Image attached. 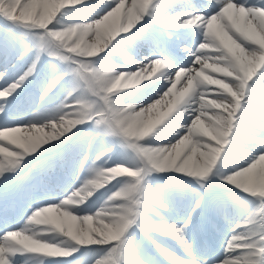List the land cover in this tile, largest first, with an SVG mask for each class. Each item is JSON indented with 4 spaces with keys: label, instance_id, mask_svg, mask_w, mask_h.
<instances>
[{
    "label": "snow or ice",
    "instance_id": "snow-or-ice-1",
    "mask_svg": "<svg viewBox=\"0 0 264 264\" xmlns=\"http://www.w3.org/2000/svg\"><path fill=\"white\" fill-rule=\"evenodd\" d=\"M69 7L80 15H87L96 7L102 11L89 22L62 24L63 10ZM44 8V0H0V28L3 29L0 41L4 44L5 54L10 55L13 43L22 37L28 43L17 59L32 55L26 69L14 78H10L8 67L0 70V119L4 121L0 125V142H7L0 143L3 157L0 159V179L7 181L8 174H19L14 192L4 193L5 214L14 209L18 201H28L38 191H46L50 183L58 179V172L68 175L86 172L87 177L59 202L35 205L22 228L5 229L0 235V259L4 264H20V256L25 257L23 264H73L69 258L84 246L104 249V255L94 264H154L151 257L137 252L133 244L136 235L133 228L145 235L155 232L175 238L189 259H180L157 241H152L171 264H201L197 255L203 258L208 252L202 250L193 254V245L201 215L197 209H202L204 197L201 195L195 201V206L182 222L153 223L145 213L154 211L156 205L164 209L166 204L149 190L145 176L149 170L152 173L172 170L197 178L203 187L214 169L226 184L242 190L245 197L258 200L259 205L243 223L232 227L224 244L223 258L202 259V264H264V188L259 184L264 175V87L259 86L260 77H264V63L257 62L251 75H245L230 51L239 45L253 60L264 56V45L259 43V39L264 38V0H203V3L181 0L175 6L166 0H105L100 6L88 4L87 0H60L54 19L46 27L37 23ZM130 12L137 17L134 26L120 31L99 54L110 45L115 51L113 41H142L152 46L153 54L135 62L131 61L128 52L119 51L118 55L126 62L136 63L134 71L120 70L114 64L97 67L95 58L99 54L87 55L81 51L84 37L112 14L119 16L127 29ZM148 23L157 26L156 31L167 38L166 46H162L156 35L143 30ZM45 54L65 66L43 88L39 100L44 101L49 94L55 95L54 90L64 86L62 82L68 85L67 94L56 107L33 113L26 124H14L10 120L11 104L34 75L41 56ZM183 56L188 59L181 62ZM214 68L226 71L217 72ZM120 73L129 76L151 73L149 79L166 80L168 86L159 98L165 93L169 98L175 95V112L183 109L190 116L184 124L171 121V127L176 130L174 142L167 146L145 147L141 143L143 140L124 135L126 111H138L143 105L126 110L117 103L115 97L125 89H112L105 84V77L114 80ZM214 74L220 75L217 78ZM203 76L220 83H201ZM181 80L185 83L177 91ZM189 80L195 81L190 91ZM147 87L149 85H145ZM210 93H214L211 100L207 99ZM209 101L216 102V106H202ZM210 118L230 122L233 131L223 136L206 135L199 124L210 123ZM86 124L92 126L90 136L82 137L64 151L46 156L60 146L56 141L65 143L67 134L75 135L80 126ZM45 129L50 131L45 132ZM96 137L111 138L112 144L92 157L91 146ZM117 143L132 149L137 162L109 165V154ZM238 144L249 146L254 152H246L247 160L243 165L230 174H223L221 161L227 163L232 153L242 151ZM153 151L167 157V167H161L159 161L150 157ZM209 152L219 157L214 166L199 175L187 167L188 161L200 160ZM29 157L37 162L22 171ZM120 168H127L135 175L121 174L117 171ZM109 185L112 186L108 189L111 194L98 210L89 211L82 207L90 204L97 190ZM89 192L92 194L88 195ZM208 206L228 219L225 201L209 202ZM210 227L215 229L216 225ZM15 233L28 235L51 247L26 248L18 242ZM68 241L71 243L65 247Z\"/></svg>",
    "mask_w": 264,
    "mask_h": 264
},
{
    "label": "rangeland",
    "instance_id": "rangeland-1",
    "mask_svg": "<svg viewBox=\"0 0 264 264\" xmlns=\"http://www.w3.org/2000/svg\"><path fill=\"white\" fill-rule=\"evenodd\" d=\"M89 1V0H87ZM102 0H91L87 2L91 5L100 6ZM169 4V3H168ZM175 6V4H174ZM81 7H83L81 5ZM174 10V9H173ZM101 9L96 7L95 9L91 10L87 15H80L73 11L71 7L66 8L63 10V15L61 18V23L66 24L72 21H77L81 23L89 22L91 19L97 18L101 13ZM2 24V21H0ZM155 27V25L153 26ZM152 27V28H153ZM157 27V26H156ZM133 31V30H132ZM3 29L0 28V35H2ZM131 35V32L129 33ZM119 38H117L118 40ZM28 41L25 38L18 37L17 40L12 45V51L9 54H5L4 52V44L0 41V70H3L4 67H8L9 69V76L10 78H14L16 75L23 72L26 67L29 65L32 59V55L29 54L28 56L24 57L23 60L17 59L22 51L25 50ZM138 43L141 41L136 42H123L117 43L113 41V44L116 45L115 51L112 50V46H109L105 52L100 53L95 60L98 61L96 64L97 67H105L106 64H114L120 70L124 71H134L136 68H133V62H126L124 57L118 55L119 51H126L131 58V61H135L138 56ZM149 45V44H148ZM130 47L133 49L134 52L130 51ZM144 54H153V51L145 50L141 51ZM47 55H42V58H45ZM101 57H105V59H101ZM46 62L42 64L43 70L39 72V64L37 66V70L32 77L29 78V81L25 84L23 90L20 91L19 96L12 102L14 105L22 102V105L26 103H31L32 99L39 100L40 92L43 88L47 85V83L54 78L56 72L64 67L62 62L56 60L55 58H51L47 56ZM132 63V66H131ZM210 72L211 70H206ZM215 77H219L220 74H214ZM166 82L165 79H160L158 77H152L149 80L142 81L141 84L137 85L133 89H125L122 90L120 93L117 94L115 97L117 101H119L123 105H127L129 103L139 105H145L151 103L153 100L159 98V95L166 89L168 85L164 84ZM184 81L181 80L180 83L177 84V91H179L182 86L184 85ZM63 87L58 86L57 90L55 91V95L49 94V97H46L44 101L39 100L40 103L39 107H35L32 109L33 113L37 111H44L45 109H51L59 105L67 94V87L68 85L64 82ZM145 85H149V87L145 88ZM165 85V86H164ZM260 87H264V77H260ZM213 88L217 86H212ZM214 96V93H210L207 99L211 100ZM183 109L178 110L175 112L168 121L162 124L155 133L150 135L149 137L145 138L141 143L144 146L148 147H159V146H167L168 144L172 143L176 139V130L171 127V121L175 120L177 123L184 124L186 121L190 119L188 114ZM33 114H30L27 121L32 119ZM70 117H66L69 119ZM4 121L1 119L0 125H2ZM27 123V122H26ZM25 123V124H26ZM49 129H45V132H49ZM92 134V126L91 125H82L80 130L76 132L75 135L71 133L67 134V137H71L68 139L65 138L67 142V148H69L73 143L77 140L81 139L85 136H90ZM23 135V134H21ZM0 143H7L0 142ZM56 144H59L60 141H56ZM112 140L111 138L105 139L102 137H96L92 142L91 152L93 153L92 157H94L100 150H102L106 145H111ZM11 147H15L12 145ZM227 147V146H226ZM238 148H241L242 151L232 153L227 161V163L221 164V172L223 174H230L233 169L239 168L241 165L245 163L247 160V156L244 153H253L251 147L238 144ZM63 151L59 147L53 149L52 151L48 152L46 156H52L56 153ZM91 154V153H90ZM110 160L109 165L111 164H131L133 158H135V153L132 149L121 146L119 143L115 144L113 147V151L109 154ZM223 156V154H222ZM2 155H0V159H2ZM37 162V161H36ZM34 162V163H36ZM33 163V164H34ZM32 166V165H31ZM218 167L220 165L218 164ZM216 169L213 170V173L210 175L215 179V181L206 180L203 187L197 182V178H187L183 179L182 181H172V180H165L161 179L160 176L157 175V172L152 173L148 179V185L150 191L154 192L161 200V202L166 204V208L161 209L158 205L155 206L154 211L145 213V216L153 223H179L182 222L184 217L191 212L192 208L195 206V201L201 198L202 193L210 192L212 194V198L210 202L216 200H223L227 204V216L228 219L224 218V215L217 214L213 211L211 207H208L207 210V219L202 220L203 211L201 209H197L201 213L199 218V228L196 231L200 233V227L203 228L202 231V238H204V243L206 244L205 238V229L210 227V225L215 224L216 228L219 227L217 223L222 224V228L226 231L222 240L221 245L218 247L222 254L224 253V244L226 240L231 235V229L236 223H243L246 217L256 208H258L259 201L252 198L251 196L245 197L242 193V190H238L235 186L226 184L219 175H216ZM87 177V173L85 172L81 177L85 179ZM82 179V181H83ZM81 181V182H82ZM80 182V183H81ZM77 185V187L80 185ZM115 183V182H113ZM228 186V187H226ZM112 186L109 185L108 188L97 190L95 197L90 201V204L87 206L89 211H96L101 207L104 201L107 199L108 195L111 193L108 191L109 188ZM200 194V195H198ZM81 215L84 213H80ZM195 215V213H193ZM22 228V227H19ZM18 228V229H19ZM135 233L138 232V229L133 228ZM137 236V243H133L137 249L138 253H143L146 257H151L154 261V264H161L158 259L157 255L161 254L157 251V248L153 244V240L157 241L162 247H165L170 252L174 253L178 258L177 255V246H180L179 242L170 236L163 235L162 233H149L145 235V239L149 241V246L144 243V239ZM149 236L152 239H149ZM197 241V240H195ZM82 249V248H81ZM102 255H104V249L100 246H91L90 250L84 254H80L79 256L72 257L71 260L73 264H94L96 259H99ZM162 255V254H161ZM163 256V255H162ZM164 257V256H163ZM181 259V258H180ZM169 264H171L170 260H167ZM21 264V263H20Z\"/></svg>",
    "mask_w": 264,
    "mask_h": 264
},
{
    "label": "clouds",
    "instance_id": "clouds-1",
    "mask_svg": "<svg viewBox=\"0 0 264 264\" xmlns=\"http://www.w3.org/2000/svg\"><path fill=\"white\" fill-rule=\"evenodd\" d=\"M45 8L41 13L39 20L37 23L47 26L54 19V12L56 7L59 5L60 0H44ZM137 21V17L134 12H130L127 16V29L124 26V22L121 18L115 14L107 16L104 18L102 24H97L95 28H92L87 32V35L84 37L83 42L81 43V51H83L87 55H98L99 52L103 51L106 47V43L110 42L115 36L124 30H130L132 26ZM259 43L264 45V38L259 39ZM232 55L237 60L240 69L245 73V75L250 76L255 64L257 62L264 63V56L258 57L256 60L249 58L244 54L242 48L237 45L235 48H230ZM217 72L226 71L223 68H214ZM114 72V70H111ZM152 74L150 73L148 76L132 74L129 76L127 73H120L115 79H110L105 77V84L110 85L112 89H133L137 85H139L143 80L149 79ZM200 76V73H197ZM201 83H214L218 84L220 81L212 80L208 76H203ZM195 86L194 80H189L188 82V91L192 90ZM227 87V86H225ZM171 92V89L169 90ZM203 99V98H202ZM177 97L173 95L169 98V94L165 93L159 99L153 100L151 103L143 105L140 107L138 111H126L123 117V133L126 137L133 140H144L149 137L156 130L164 124L166 121L170 119V117L175 113L174 103L176 102ZM118 104H121L117 101ZM125 106L126 110L136 109L137 105L129 103ZM202 106H216V102L209 101L206 105ZM210 123L201 122L199 124L200 129L206 135H214V136H223L226 133L231 134L233 129L231 128V124L228 121H224L222 119H211ZM148 147V146H145ZM150 157L154 160L159 161L161 167H167V157L163 156L162 153L153 151L150 153ZM218 155L214 152H209L205 156H202L200 160H190L187 163V167L194 171L197 175L203 173L208 169L209 166H214L218 161ZM133 163L137 162V157L133 158ZM119 171L121 174H129L135 175V173L131 172L127 168H120ZM152 174V171H148L146 173L145 178L147 179ZM259 184L262 188H264V175L260 177ZM103 186V185H101ZM92 193L89 192L88 195ZM16 239L20 244H22L26 248H49L51 246L43 244L41 241L33 239L28 235H24L21 233L14 234ZM71 241L65 242V247H67ZM55 251V249H52ZM0 264H4L3 259H0Z\"/></svg>",
    "mask_w": 264,
    "mask_h": 264
},
{
    "label": "bare ground",
    "instance_id": "bare-ground-1",
    "mask_svg": "<svg viewBox=\"0 0 264 264\" xmlns=\"http://www.w3.org/2000/svg\"><path fill=\"white\" fill-rule=\"evenodd\" d=\"M145 57H144V54L142 53V52H139L138 53V56H137V58H136V60H135V62H138L139 60H142V59H144ZM132 64V63H131ZM133 68H136V63H134L133 62Z\"/></svg>",
    "mask_w": 264,
    "mask_h": 264
}]
</instances>
